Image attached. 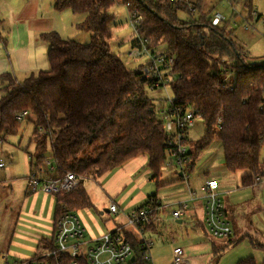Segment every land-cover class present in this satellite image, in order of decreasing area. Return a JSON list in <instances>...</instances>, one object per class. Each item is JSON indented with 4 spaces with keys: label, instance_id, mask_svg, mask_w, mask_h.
<instances>
[{
    "label": "trees",
    "instance_id": "16d2710c",
    "mask_svg": "<svg viewBox=\"0 0 264 264\" xmlns=\"http://www.w3.org/2000/svg\"><path fill=\"white\" fill-rule=\"evenodd\" d=\"M246 1L252 19V0ZM120 4L129 8L130 21L134 12L144 19L137 25L138 39L131 44L132 49L144 40L150 51L164 52L174 59L164 76L171 80V107L182 114L192 108L201 116L204 136L193 145L194 151L188 152L191 161L186 169L192 171L198 154L218 141L230 173L245 172V183L264 175V64H246L247 54L236 45L227 22L214 26L213 16L204 14L189 22L179 20L178 10L191 16L196 10L202 12L203 0L195 4L54 0L56 11L69 10L84 18L77 28L90 34L89 43L64 39L55 31L44 33L41 38L48 45L49 68L21 81L8 73L0 77L4 84L0 147L18 135L24 122H30L34 126L30 143L39 152L36 157L29 154L30 172L45 167L44 154L50 147L55 167L51 176L71 173L80 178L71 193L53 195L56 219L61 205L75 213L93 207L84 187L86 179L96 181L140 155L148 158V168L157 178L162 166L173 161L158 106L146 95V90H157L152 89L153 81L143 78V65L131 70L111 52L112 10ZM5 42L0 31V43ZM163 47L167 51L160 49ZM25 112L28 115L22 117ZM151 199L156 196H150L139 208L149 206ZM129 237L137 253L134 264H151L144 260L139 240ZM239 264L257 263L250 258Z\"/></svg>",
    "mask_w": 264,
    "mask_h": 264
},
{
    "label": "crops",
    "instance_id": "0c3cea01",
    "mask_svg": "<svg viewBox=\"0 0 264 264\" xmlns=\"http://www.w3.org/2000/svg\"><path fill=\"white\" fill-rule=\"evenodd\" d=\"M68 12L69 10L56 11L54 0H12L9 13L10 35L7 38L8 42L3 44L4 50L0 47V77L8 73L21 81L32 74L36 75L42 70H47L48 45L42 40L41 35L52 30L62 33L59 24H55V28L52 26L57 18L62 21L67 20ZM3 87L0 78V98ZM195 126L187 133L188 141L189 132ZM202 160L200 157V163ZM0 161H3L2 158ZM25 162V166L28 167L26 173H29L31 169L29 153H25ZM222 162V168H218L219 170L212 175L209 171L215 166L214 163H211L205 171L197 170L199 175L193 185L190 178L187 180V185L183 182L184 175L188 172L190 174L191 170L182 172L177 165H169L170 161L162 166L160 176L153 178V173L148 168V158L144 155L103 175L95 181L96 199L102 201L100 216L105 218L107 214L112 215L109 210L112 203L118 206L119 213L115 215L117 220L112 227L106 225L108 229L99 225L95 217H92L95 227L98 228L97 234L88 225V228L85 226L86 220L82 218L83 210H96L91 188L88 190L84 185L93 207L79 210L77 214L82 218L81 222L87 230V239L93 241L102 234L124 226L128 214L144 205L150 196H156L158 200L168 205L169 209L159 212V220L144 234L153 241L149 252L151 264H172L173 251L176 247L182 248L186 264H239L250 258H253L257 264H264V181L245 183V172L230 173L225 167L224 159ZM4 164L2 169H5V172L4 178L0 176V188L3 182H12L9 184V192L13 194L16 187V196L22 201L14 229L5 245L6 250L0 252V264L6 260L27 261L35 257L39 247L50 241L57 213V200L54 196L41 192L29 193L28 176L23 181L14 178L13 166L8 168L6 163ZM196 167L191 172H196ZM208 180H216L219 183L218 193L233 231L228 239L215 238L207 230L206 198L199 189ZM181 202L188 203V211L181 219L173 221L170 212L177 209ZM45 223L53 225L50 236L48 234L45 236L49 228L45 227ZM126 230L128 236L133 235L140 241L141 236L136 229ZM14 237L33 243L34 246H26L29 254L12 249L17 245ZM218 254H222L220 258Z\"/></svg>",
    "mask_w": 264,
    "mask_h": 264
},
{
    "label": "built area",
    "instance_id": "2783aa9c",
    "mask_svg": "<svg viewBox=\"0 0 264 264\" xmlns=\"http://www.w3.org/2000/svg\"><path fill=\"white\" fill-rule=\"evenodd\" d=\"M172 4L189 0H166ZM235 3L237 0H224ZM247 2V1H246ZM192 13L195 11L190 8ZM254 14V12H253ZM143 17L137 12L131 15V26L137 30V25L143 23ZM226 22V18L221 13H215L212 18V25L217 26ZM131 57L149 56V61L143 65V78L153 81L152 89H159L168 85L171 81L164 78L166 72L171 69L174 59L164 52L150 51L147 42L140 40L138 46L131 51ZM169 79V80H168ZM168 109L159 107V113L164 121L165 129L168 132L166 146L171 151L172 162L181 171L186 169L191 159L188 156L187 133L194 126L197 119L201 118L192 108L186 113H180L171 107ZM28 114L25 112L22 117ZM21 118V117H20ZM5 166L0 161V168ZM264 169V167H263ZM55 170L53 160L45 157V167L39 171L34 169L28 175V192L31 194L44 193L46 195L68 194L74 191L80 182V178L74 174L67 173L62 177H53L51 173ZM185 180L189 176L184 175ZM264 181V175L256 178V182ZM219 183L216 180L204 182L199 191L206 198L205 224L208 232L215 238L228 239L232 236V227L228 221L223 201L218 193ZM187 202H181L177 209L171 210L170 216L173 221L182 218L188 211ZM169 209L160 200L151 199L147 207L133 210L126 216L127 223L116 228L114 231L102 234L98 239H87V230L82 224L77 213L69 211L65 205L60 206V214L57 217L52 236L49 242L39 247L37 254L27 261L7 260L3 264H134L137 253L133 243L129 238L127 228H134L140 234L138 241L143 250L144 260L151 263L149 252L153 246V241L146 238V231L159 220L158 213ZM110 213L118 214L119 209L115 203L110 205ZM172 264H186L182 248L176 247L173 251Z\"/></svg>",
    "mask_w": 264,
    "mask_h": 264
},
{
    "label": "rangeland",
    "instance_id": "374dc122",
    "mask_svg": "<svg viewBox=\"0 0 264 264\" xmlns=\"http://www.w3.org/2000/svg\"><path fill=\"white\" fill-rule=\"evenodd\" d=\"M14 1V0H13ZM12 0H0V31L6 39L10 35V6ZM191 3H196L197 0H189ZM249 3L246 0H237L235 3H230L224 0H203L202 12L196 10L194 15L191 16L185 10H178V18L182 22H189L191 19H199L202 14L207 15L208 17L213 16L215 13H221L225 16L228 23L227 30L232 33V38L235 41L236 45L244 50L247 54L245 62L248 65H263L264 64V0H252V8L254 14L253 18L250 19V8ZM46 9V8H45ZM112 12L115 15V21L112 26V40L110 42L111 52L119 56L122 62L131 70H136L140 65L146 64L149 61V56L142 57H131L132 43L136 41L137 35L133 27L131 26L130 21V11L126 5L120 4L113 8ZM69 17L67 20L62 21V19H55L54 25L52 28H55V24H59L61 27L62 33H58L64 39L76 40L79 43L87 44L89 43L90 34L86 31L79 30L76 23H82V16L73 15L72 12H68ZM59 15V14H58ZM234 15V16H233ZM259 16V17H258ZM231 17H235L232 19ZM195 21V20H194ZM225 23V22H224ZM223 24V23H222ZM225 25V24H224ZM54 30L50 31L53 32ZM57 32V31H56ZM5 45V44H4ZM1 49H3V44L0 43ZM162 51H167L165 47L160 48ZM4 50V49H3ZM146 95L154 101L156 107H163L167 109L170 104V100L173 99V93L171 87L166 85L157 90L150 91L146 90ZM32 119V117H31ZM196 126L193 130L189 132V141L187 143L188 151L193 152V145L201 140L204 136V125L201 119L196 120ZM33 124L30 122H24L21 127L20 132L16 136L9 137L5 141L3 147H0V158L6 163V167H12L13 176L21 181L25 180L29 173L28 167H26L25 162V153H32L35 157L38 156L39 152H36L34 144L30 143V140L33 138ZM215 143L212 146L202 153L198 154V159L195 164L196 172H188L191 184L193 185L196 181L197 176L199 175L197 170L205 171L211 163H214V167H211L209 173L212 175L216 170H219L223 166V150L220 142L214 141ZM201 155V156H200ZM44 156L53 160L52 150L49 147ZM200 157L203 159L200 163ZM28 158V157H27ZM261 160L264 161V146L261 151ZM31 161V157H30ZM29 162V161H28ZM219 168V169H218ZM0 176L4 178L5 169L0 168ZM14 181V180H13ZM187 185V180L183 181ZM9 184L12 182L6 181L2 183V188H0V252H5V245L8 242L11 232L14 229V224L17 220L18 208L20 207L22 199L16 196L17 188L15 187V192L12 194L9 192ZM154 184V182H153ZM86 188L93 193L95 198V209L83 210L82 218L86 220L89 228L93 229L97 234L98 228L95 227V222L92 220V217H95L98 224L106 227L109 225L113 226L114 221L117 219L115 214H107L105 218L100 216L101 203L100 199H96L95 180L86 179L85 184ZM156 186V183L154 184ZM102 199V195L100 194ZM117 215V214H116ZM80 217V220H82ZM45 227L49 228L46 230L45 236H50L52 232V224L45 223ZM88 228V227H87ZM107 228V227H106ZM108 229V228H107ZM45 232V231H44ZM14 242L17 244L12 247V249L17 250L18 252L29 254V251L26 250V246L32 245V242H27L19 237H14ZM34 246V245H32Z\"/></svg>",
    "mask_w": 264,
    "mask_h": 264
}]
</instances>
